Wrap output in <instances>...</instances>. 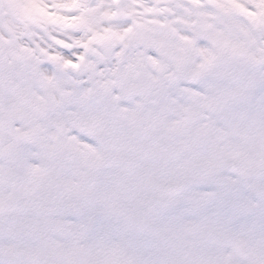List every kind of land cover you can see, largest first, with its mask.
<instances>
[{"label":"snow or ice","instance_id":"snow-or-ice-1","mask_svg":"<svg viewBox=\"0 0 264 264\" xmlns=\"http://www.w3.org/2000/svg\"><path fill=\"white\" fill-rule=\"evenodd\" d=\"M0 264H264V0H0Z\"/></svg>","mask_w":264,"mask_h":264}]
</instances>
